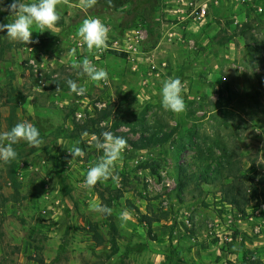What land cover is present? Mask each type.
<instances>
[{"label":"rangeland","instance_id":"374dc122","mask_svg":"<svg viewBox=\"0 0 264 264\" xmlns=\"http://www.w3.org/2000/svg\"><path fill=\"white\" fill-rule=\"evenodd\" d=\"M56 10L29 43L0 32V133L29 122L41 138L0 160V264H264V0H57ZM93 17L108 28L99 50L77 36ZM13 19L0 12V24ZM85 58L107 79L83 74ZM175 77L180 113L160 102ZM103 132L126 146L116 179L88 186ZM228 186L245 190L242 213Z\"/></svg>","mask_w":264,"mask_h":264},{"label":"clouds","instance_id":"9594fccd","mask_svg":"<svg viewBox=\"0 0 264 264\" xmlns=\"http://www.w3.org/2000/svg\"><path fill=\"white\" fill-rule=\"evenodd\" d=\"M84 7H90L94 0H82ZM57 0H34L32 3H22L21 0H11V3L5 4V0H0V12L7 11L14 17L12 22L0 24V32H5L10 40L23 43L31 42L35 25L41 29L51 31L59 19L56 10ZM77 36L82 38L86 47L91 49H102L106 45L108 38V28L99 18H85L77 30ZM82 73L92 81H103L107 79V72L98 69L87 58L80 62ZM67 85L71 92L81 95L85 92L83 87H77V84L68 80ZM161 106L171 112L180 113L184 110L185 103L182 96V82L179 77L165 80L160 89ZM102 140H97L95 147L103 150V157L93 166L89 167L84 175V183L88 186L95 185L98 181L106 180L112 177L113 162L121 156L123 148L126 146V140L122 137L113 136L110 132L101 133ZM26 141L30 146L36 147L41 144L40 133L37 127L29 122L15 124L9 131L0 133V141H6L0 146V160L5 162L15 159L16 152L12 145L18 141ZM80 150L72 151L73 158L79 155ZM103 211L110 212V209L104 208ZM128 219L127 213L121 214V220Z\"/></svg>","mask_w":264,"mask_h":264},{"label":"trees","instance_id":"16d2710c","mask_svg":"<svg viewBox=\"0 0 264 264\" xmlns=\"http://www.w3.org/2000/svg\"><path fill=\"white\" fill-rule=\"evenodd\" d=\"M119 55H125L122 52H118ZM172 133H168V134H163L160 137L157 136H153V138H146V139H142L140 144H134L136 149H145L149 147V143H159V144H163L165 142H167L170 137H171ZM238 169L233 165H229L228 168V176H232L234 178V180L238 181V179L236 178L238 176V171H241V167L238 166ZM260 180L262 182H264V176H262L260 178ZM236 190V188L234 186H228L226 190H224V194L226 196V201L228 204L233 205L240 213H242L244 211V208H240V201L243 198L244 201H246L248 203V199H246L245 190H238L237 192H234ZM245 197V198H244ZM151 222L148 223V225L150 226Z\"/></svg>","mask_w":264,"mask_h":264}]
</instances>
